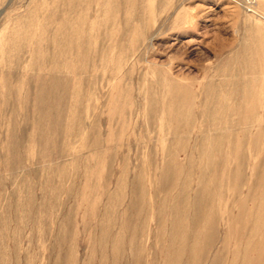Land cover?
Returning <instances> with one entry per match:
<instances>
[{
    "label": "rangeland",
    "instance_id": "374dc122",
    "mask_svg": "<svg viewBox=\"0 0 264 264\" xmlns=\"http://www.w3.org/2000/svg\"><path fill=\"white\" fill-rule=\"evenodd\" d=\"M245 2L0 0V264H264Z\"/></svg>",
    "mask_w": 264,
    "mask_h": 264
},
{
    "label": "bare ground",
    "instance_id": "6f19581e",
    "mask_svg": "<svg viewBox=\"0 0 264 264\" xmlns=\"http://www.w3.org/2000/svg\"><path fill=\"white\" fill-rule=\"evenodd\" d=\"M246 6H247V4H248V0H246ZM245 10H246V12H250V11H248V9H246V8H244ZM251 13V12H250ZM254 13V12H253Z\"/></svg>",
    "mask_w": 264,
    "mask_h": 264
}]
</instances>
